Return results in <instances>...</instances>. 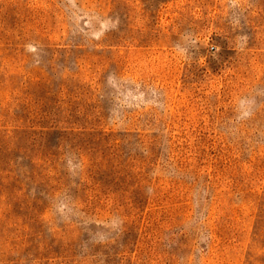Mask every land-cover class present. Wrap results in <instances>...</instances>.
I'll return each mask as SVG.
<instances>
[{"label":"rangeland","instance_id":"rangeland-1","mask_svg":"<svg viewBox=\"0 0 264 264\" xmlns=\"http://www.w3.org/2000/svg\"><path fill=\"white\" fill-rule=\"evenodd\" d=\"M0 264H264V0H0Z\"/></svg>","mask_w":264,"mask_h":264}]
</instances>
